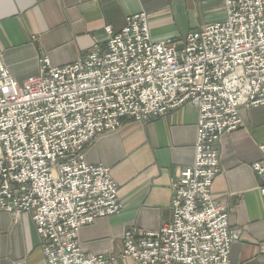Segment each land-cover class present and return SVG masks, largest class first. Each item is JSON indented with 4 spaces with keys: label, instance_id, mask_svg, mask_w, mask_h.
<instances>
[{
    "label": "built area",
    "instance_id": "obj_1",
    "mask_svg": "<svg viewBox=\"0 0 264 264\" xmlns=\"http://www.w3.org/2000/svg\"><path fill=\"white\" fill-rule=\"evenodd\" d=\"M224 17L154 41L148 15L104 27L70 64L41 58L38 73L16 81L0 53V213H30L45 264H108L84 254L81 226L118 213L109 167L85 148L124 120L148 121L185 103L197 107L192 164L171 180L170 220L157 230L127 228L119 256L134 264H232L237 239L227 206L215 201L217 143L243 124L242 108L264 103V0H222ZM252 164L264 200V144Z\"/></svg>",
    "mask_w": 264,
    "mask_h": 264
},
{
    "label": "crops",
    "instance_id": "obj_2",
    "mask_svg": "<svg viewBox=\"0 0 264 264\" xmlns=\"http://www.w3.org/2000/svg\"><path fill=\"white\" fill-rule=\"evenodd\" d=\"M213 16H202L194 29L224 17L222 0ZM186 1L183 2L185 8ZM205 3V0L203 1ZM180 10L173 0H0V53L11 76L22 82L38 73L40 59L52 66L70 64L94 45H103L105 26L122 28L129 15L145 12L152 40L183 36L186 31L164 25L167 12ZM189 29V30H190ZM188 31V30H187ZM198 110L192 103L148 120L126 119L113 132L96 137L84 151L87 162L110 169L118 187L121 210L80 227L84 254L114 256L108 264H134L119 256L127 228L157 230L170 220L171 180L192 164ZM242 126L219 137L218 167L211 193L227 206L228 225L237 239L232 264H264V200L252 164L264 144V103L241 110ZM0 264H45L30 213L17 221L0 213Z\"/></svg>",
    "mask_w": 264,
    "mask_h": 264
},
{
    "label": "rangeland",
    "instance_id": "obj_3",
    "mask_svg": "<svg viewBox=\"0 0 264 264\" xmlns=\"http://www.w3.org/2000/svg\"><path fill=\"white\" fill-rule=\"evenodd\" d=\"M186 1L185 8L183 2ZM173 0V3H180V10L172 8L167 12L166 22L164 25L173 28H181L183 31L189 30L195 22L202 16H213L216 13L217 3L211 0ZM213 13V14H209Z\"/></svg>",
    "mask_w": 264,
    "mask_h": 264
}]
</instances>
